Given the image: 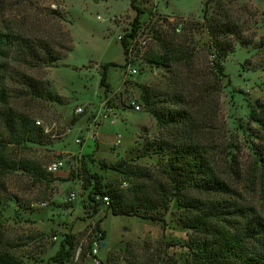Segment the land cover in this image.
Returning <instances> with one entry per match:
<instances>
[{"label":"rangeland","instance_id":"obj_1","mask_svg":"<svg viewBox=\"0 0 264 264\" xmlns=\"http://www.w3.org/2000/svg\"><path fill=\"white\" fill-rule=\"evenodd\" d=\"M206 2L135 0L144 12L131 37L137 15L131 0H0V254L20 264H209L196 253L205 236L185 225L190 213L182 202H229L264 220V131L250 120L252 105L264 107V0H214L209 6V14L222 11L245 38L223 60L228 76L213 108L217 117L205 127L230 191L187 188L179 195L166 178L171 151L161 141L169 131L151 112L144 90L167 89L170 71L145 54L158 49L160 32L185 34L193 22H204ZM51 10L65 19L74 48L57 65L33 66L26 52L30 41L54 29ZM192 34L199 58H212L206 27ZM123 42L133 48L135 74ZM108 62L118 64L109 68L110 88L100 83ZM30 79L43 83L47 94H33ZM106 99L116 115L95 125ZM24 122L40 141L28 139ZM57 160L64 165L51 172ZM97 181L123 205L134 204L136 214H112V199L106 204L93 193ZM68 241L69 256L55 260Z\"/></svg>","mask_w":264,"mask_h":264},{"label":"trees","instance_id":"obj_2","mask_svg":"<svg viewBox=\"0 0 264 264\" xmlns=\"http://www.w3.org/2000/svg\"><path fill=\"white\" fill-rule=\"evenodd\" d=\"M213 1L206 2L204 22H193L185 34H177L175 31L160 32L159 36L154 34L159 42L158 49L145 54L148 62L170 71L167 89L158 90L146 86L144 93L159 125L169 131L167 139L161 141V147L171 151L165 174L167 181L179 195L187 188L213 194L230 191L228 180L222 179L216 168V144L212 140L206 141L211 138L205 133V127H211L212 120L217 117L213 108L219 103L223 77L228 76L223 60L233 51L236 41H245V38L242 37L237 24L223 17L222 11L209 14V6ZM131 6L137 11L133 21L134 35L144 10L137 6L135 0H131ZM55 14V10L50 11L54 29L47 31V37H36L30 41L26 55L35 60L33 66H38L43 61L47 66L57 65L56 63L74 48L73 37L63 23L65 19L60 14ZM168 25L172 23L169 22ZM201 27H206L209 33L211 43L208 53L212 58H209L208 54L204 59L199 58L192 32ZM2 41H5V37L0 35V42ZM121 45L127 65V43L123 42ZM111 66L118 64L108 62L102 65L100 83L106 88H110L108 75ZM28 84L35 95L48 92L45 85L37 79H30ZM49 95L54 97L51 92ZM250 120L257 122L264 131L262 104L251 106ZM24 123L27 126L28 139L40 141L31 138L33 129L29 128L28 123ZM34 130L37 133L39 128ZM260 151L259 162L264 171V148ZM95 187L93 193L96 198L99 195L111 196L112 214H136L134 204L123 205L121 197L110 190H104L102 182L97 181ZM182 204L190 213L184 220L185 225L205 236L202 245H197L196 253L200 259L209 264H264V220L261 217H250L246 210L229 202L207 203L190 198ZM238 217L245 221L238 220ZM67 244L68 250L62 245L55 255V260L69 256L73 243L68 241ZM0 264L20 263L9 254H0Z\"/></svg>","mask_w":264,"mask_h":264},{"label":"built area","instance_id":"obj_3","mask_svg":"<svg viewBox=\"0 0 264 264\" xmlns=\"http://www.w3.org/2000/svg\"><path fill=\"white\" fill-rule=\"evenodd\" d=\"M180 30H181L180 28H177L178 32ZM132 32H130L131 33L130 36L134 37L135 34L133 35ZM118 39L120 40V42H122L121 41L122 40L121 36H119ZM126 47H127V55H128V57L130 56L129 59H128L129 63L127 64L128 65V69H130L131 73L135 74V73H137V69L136 68H132V60L130 59L131 57L133 58V56L131 55L133 48H132V46L129 47V43H127ZM130 105L135 110H139L141 108L140 104L137 103L136 100H132L130 102ZM113 109H114V106H111L109 104V99H106L105 101H103V103L101 104V108L98 111V114H97L96 118L94 119L93 124L96 125L97 121L101 122L102 119H107V118H110L112 115H116L114 112L112 113ZM77 111L78 112H82V108H78ZM63 165H64V162L62 160L53 161L49 165L48 169L51 172H57L58 170H60L63 167ZM72 197L73 198L76 197L74 193L72 194ZM98 199H101L106 204H109V202H110V197L108 195H99ZM92 253H93V255L98 253V244H96L95 247L92 248Z\"/></svg>","mask_w":264,"mask_h":264}]
</instances>
